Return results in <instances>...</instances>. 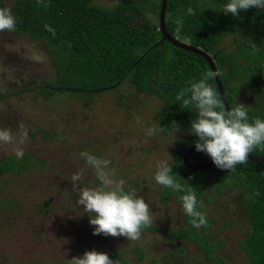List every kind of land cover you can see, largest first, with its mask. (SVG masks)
Returning a JSON list of instances; mask_svg holds the SVG:
<instances>
[{"label":"rangeland","instance_id":"1","mask_svg":"<svg viewBox=\"0 0 264 264\" xmlns=\"http://www.w3.org/2000/svg\"><path fill=\"white\" fill-rule=\"evenodd\" d=\"M11 1L0 3L12 13ZM94 2L112 5L110 0ZM12 33L0 31V48L7 57L24 62L19 67L26 80L20 93L1 94L0 127L9 128L14 139L0 143V158L15 155L13 149L19 147L37 164L0 176V264L70 261L85 249L106 252L113 264H216L194 240L169 235L185 225V213L174 196L163 201L161 186L153 179L157 162L168 160L173 165L176 143L191 134L178 128L177 139L172 132L163 135L159 128L162 102L137 92L126 81L114 90L96 93L91 102L84 100L88 95L75 98L68 91L54 96L39 93L34 78L52 76L49 53L42 41ZM226 42L231 43V37ZM248 99L243 93L237 102L246 105ZM149 127L157 129L151 136L146 135ZM21 131L26 137H21ZM45 132L56 135L46 138ZM82 150L107 158L111 174L123 180L124 188L144 197L152 228L141 229L135 240L92 234L87 215L75 204L71 180L74 172H80L81 185L98 182L94 169L81 159ZM242 195L225 189L220 194L213 191L214 198L207 203L203 195L197 198L209 223L203 234L219 243L215 252L225 264H245L239 241L250 225Z\"/></svg>","mask_w":264,"mask_h":264},{"label":"trees","instance_id":"2","mask_svg":"<svg viewBox=\"0 0 264 264\" xmlns=\"http://www.w3.org/2000/svg\"><path fill=\"white\" fill-rule=\"evenodd\" d=\"M110 1L111 6L94 0L11 1L13 31L42 41L52 60V76L44 78L37 87L39 93L54 96L55 92L68 91L75 98L84 99L83 95H88L84 100L91 102L96 93L114 90L126 81L137 92L153 95L162 102L159 128L163 135L172 132L173 121L178 128L187 130L196 113L193 109H182L176 94L212 72L208 63L190 50L160 41L161 0ZM223 3L224 0H166L165 29L214 56L229 108L245 93L249 98L246 104L249 118H264V10L249 8L233 17L220 11ZM227 37H231V43H225ZM210 82L219 95L214 77ZM43 135L51 139L56 134ZM195 139L190 135L176 143L172 170L179 176L175 178L185 190L195 191L197 198L203 195L205 203L213 200V191L242 192L250 226L239 247L245 264H264V163L245 160L230 170L214 164L201 170L188 169L182 163V154ZM248 154L264 157V143L254 146ZM189 160L200 164L210 158L194 150ZM36 164L30 153L21 157L5 155L0 158V176L23 172ZM212 185V190L205 192ZM160 195L164 202L171 196L180 202V193L169 188L161 186ZM198 206L203 210V203L198 202ZM206 219V225L194 228L185 215V225L169 235L194 240L211 262L225 264L215 252L219 243L203 234L209 225ZM150 228L147 224L141 229ZM34 264H70V261Z\"/></svg>","mask_w":264,"mask_h":264},{"label":"clouds","instance_id":"3","mask_svg":"<svg viewBox=\"0 0 264 264\" xmlns=\"http://www.w3.org/2000/svg\"><path fill=\"white\" fill-rule=\"evenodd\" d=\"M249 8L264 10V0H224L220 11L237 17L239 11ZM14 27L15 17L10 9L0 7V31H11ZM215 75L216 73L209 71L194 80L187 88L177 92L176 100L182 109L195 110V118L189 121L187 128V132L196 137L192 141L194 149L206 154L217 168L230 170L238 163H243L254 146L264 143V118L250 119L248 108L243 103L237 102L234 107L226 108L210 82ZM173 122L172 134L177 139L174 133L178 131V127ZM156 130L155 127H149L146 135L151 136ZM26 135L25 131H21V137ZM13 139L9 128L0 127V143H12ZM13 151L16 157L23 155V150L19 147H15ZM79 155L94 169L98 181L91 186L81 185L80 172H74L71 176L75 204L87 215L92 234L137 239L141 228L152 220L149 204L134 190H126L123 180L111 174L107 158L84 150ZM172 168L168 160L158 161L153 174L154 181L180 193L182 210L190 218L194 228L206 225L207 219L200 211L195 191L185 190L175 178L179 175ZM70 264H113V259L104 251L85 249L82 254L70 257Z\"/></svg>","mask_w":264,"mask_h":264},{"label":"water","instance_id":"4","mask_svg":"<svg viewBox=\"0 0 264 264\" xmlns=\"http://www.w3.org/2000/svg\"><path fill=\"white\" fill-rule=\"evenodd\" d=\"M165 11H166V0H161L160 10H159V15H158L159 30L161 31V34H162L160 41L166 40V41L170 42L171 44H173L174 46H177V47H180V48H183L186 50H190V51L202 56L206 60V62L208 63L211 71L216 73V75L214 76V80H215V83L217 85V89L219 91L221 101L225 105L226 108L227 107L229 108L226 96H225L224 91H223L222 84H221L220 79H219L217 66L214 62V56L209 54L208 52H206L205 50H203L202 48H200L198 46H193L186 41H182V40L178 39L176 36L170 35L165 29ZM194 150H195L194 145L192 144L182 154V163L186 168L191 169V170H201V169H204V168H207V167L213 165L211 160L200 163V164H194V163L190 162L189 155ZM246 160H252V161L264 163V157L258 156V155L248 154Z\"/></svg>","mask_w":264,"mask_h":264},{"label":"flooded vegetation","instance_id":"5","mask_svg":"<svg viewBox=\"0 0 264 264\" xmlns=\"http://www.w3.org/2000/svg\"><path fill=\"white\" fill-rule=\"evenodd\" d=\"M13 31V30H12ZM17 35L18 37L20 36L18 33L13 31L11 35ZM12 61V62H11ZM11 62V63H9ZM52 62V60H51ZM12 64V65H10ZM24 62L20 61L19 59H13L12 57L5 55V52L0 48V95L4 94V92L15 95L17 93H20L22 90V80H26L24 75H22L23 68L19 67V65H23ZM10 67V68H8ZM52 67V63L51 66ZM18 74V75H17ZM43 75V71H42ZM30 80H32L30 78ZM44 81L43 76L34 78V83L33 86L39 87L41 85V82ZM3 86V87H2ZM0 96V102H4L3 96Z\"/></svg>","mask_w":264,"mask_h":264}]
</instances>
